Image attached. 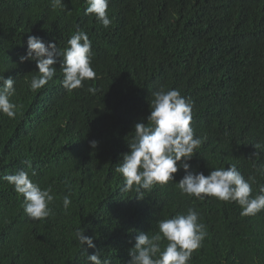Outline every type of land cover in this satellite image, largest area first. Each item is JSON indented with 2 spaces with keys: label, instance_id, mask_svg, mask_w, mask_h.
I'll return each mask as SVG.
<instances>
[{
  "label": "trees",
  "instance_id": "16d2710c",
  "mask_svg": "<svg viewBox=\"0 0 264 264\" xmlns=\"http://www.w3.org/2000/svg\"><path fill=\"white\" fill-rule=\"evenodd\" d=\"M87 7V0L56 7L52 0H0V77L15 80L17 105L14 119L0 114V177L23 169L54 196L53 214L32 220L22 195L0 178V264H89L87 254L99 249L111 264H127L139 232L154 235L157 221L188 208L206 231L188 264H264V210L242 216L235 202L182 194L183 169L136 199L115 171L130 151L134 125L150 123L153 92L175 89L191 103V127L202 140L192 169L207 176L235 165L245 179L255 177L252 195L259 194L264 0H110L108 28L85 14ZM78 29L92 42L96 77L67 91L60 57L53 79L32 91L36 62L19 61L28 36L63 50ZM64 196L71 200L67 210ZM81 228L95 249L83 250L75 239ZM167 243L161 241L162 251Z\"/></svg>",
  "mask_w": 264,
  "mask_h": 264
},
{
  "label": "clouds",
  "instance_id": "9594fccd",
  "mask_svg": "<svg viewBox=\"0 0 264 264\" xmlns=\"http://www.w3.org/2000/svg\"><path fill=\"white\" fill-rule=\"evenodd\" d=\"M110 0H87L85 14L95 18L108 28L112 23L108 16ZM63 4V0H52L53 7ZM68 47L61 50L54 42H44L40 37L29 35L25 55L19 57L21 63L35 61L38 71L30 82L32 91L43 88L55 76L54 65L57 58L62 57V86L69 92L84 87V81L96 77L92 65V42L87 33L77 30L68 40ZM15 80L12 77H0V114L9 119L16 116L17 105L12 101L16 94ZM95 93L96 89L89 88ZM150 101V115L147 121L134 125L135 135L128 147L129 152L122 154L115 171L122 174L125 183L124 191H135L136 199H143V190L150 191L156 185H165L174 181L173 174L183 169L185 175L178 182L182 194L197 199L215 197L224 202H235L241 207L242 216H255L264 210V185H259V194L253 196L252 185L256 183L254 176L247 179L235 165L211 170L205 176L192 169L190 161L197 154L195 149L202 143L195 137L192 121V105L179 90L161 88L153 92ZM195 137V138H194ZM90 146L95 149L96 141ZM255 149L262 147L254 145ZM254 155H258L257 152ZM31 168V162H25ZM264 175V168L257 169ZM33 170L31 176H35ZM12 184L15 191L22 195L24 212L36 221H42L52 215L50 204L54 201L51 187L41 188L34 182L28 171L23 169L14 174L0 177ZM71 200L63 198V208L67 210ZM199 213L188 208L186 214H177L172 218L157 221L158 231L154 235L139 232L135 244L129 249L130 260L127 264H188L194 251L202 246L206 236L205 225L199 223ZM85 228L77 229L75 239L84 250L96 248L92 237L85 234ZM168 243L161 250V241ZM89 264H111L109 258H101V250L87 254Z\"/></svg>",
  "mask_w": 264,
  "mask_h": 264
}]
</instances>
